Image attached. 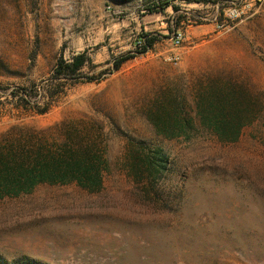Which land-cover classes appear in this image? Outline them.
I'll list each match as a JSON object with an SVG mask.
<instances>
[{
  "label": "rangeland",
  "instance_id": "obj_1",
  "mask_svg": "<svg viewBox=\"0 0 264 264\" xmlns=\"http://www.w3.org/2000/svg\"><path fill=\"white\" fill-rule=\"evenodd\" d=\"M165 1L0 0V133L96 126L110 165L97 192L40 184L0 197V261L264 264V0ZM141 35L155 38L144 53ZM80 54L81 70L55 78ZM211 78L253 98L236 142L200 127L196 104ZM159 109L169 122L194 119L189 138L159 134ZM139 144L168 159L151 180L130 172Z\"/></svg>",
  "mask_w": 264,
  "mask_h": 264
},
{
  "label": "trees",
  "instance_id": "obj_2",
  "mask_svg": "<svg viewBox=\"0 0 264 264\" xmlns=\"http://www.w3.org/2000/svg\"><path fill=\"white\" fill-rule=\"evenodd\" d=\"M163 4L162 9H165L170 0ZM172 6L176 11L180 9L177 5ZM141 39L143 44L136 49L138 53L147 52L155 43V38L148 35H141ZM132 57H120L115 69ZM85 58L84 54H80L72 61H60L56 65L55 78L78 72L85 64ZM204 84L205 88L199 93L196 104L201 129L213 133L222 142L238 141L244 128L253 121L250 118L255 111L251 104L253 98L237 81L211 78ZM48 110L47 105L37 112L44 114ZM174 116L175 120L169 122L159 109L151 122L156 131L166 138H189V132L196 127L194 119L186 117V114L183 118L179 113ZM57 128L53 132L52 127L28 130L24 126L14 125L0 133V197L28 194L40 184L74 183L90 192L102 190L105 176L110 172L109 160L101 142L102 130L76 122L62 123ZM134 150L130 172L135 177L151 180L167 168L168 159L160 150L149 152L144 144H139ZM0 264L6 263L0 261Z\"/></svg>",
  "mask_w": 264,
  "mask_h": 264
},
{
  "label": "built area",
  "instance_id": "obj_3",
  "mask_svg": "<svg viewBox=\"0 0 264 264\" xmlns=\"http://www.w3.org/2000/svg\"><path fill=\"white\" fill-rule=\"evenodd\" d=\"M141 40L142 39L138 40L136 44V48H139L142 46L143 41ZM182 40H183V35L181 33H178L177 35H174L172 37V42L175 47H179L182 44ZM167 59L170 61H178L180 59V55L178 53H171L170 55L167 56Z\"/></svg>",
  "mask_w": 264,
  "mask_h": 264
}]
</instances>
